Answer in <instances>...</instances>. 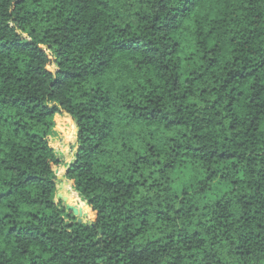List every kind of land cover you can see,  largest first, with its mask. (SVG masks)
<instances>
[{
  "label": "trees",
  "instance_id": "1",
  "mask_svg": "<svg viewBox=\"0 0 264 264\" xmlns=\"http://www.w3.org/2000/svg\"><path fill=\"white\" fill-rule=\"evenodd\" d=\"M0 264H264V0H0Z\"/></svg>",
  "mask_w": 264,
  "mask_h": 264
},
{
  "label": "rangeland",
  "instance_id": "2",
  "mask_svg": "<svg viewBox=\"0 0 264 264\" xmlns=\"http://www.w3.org/2000/svg\"><path fill=\"white\" fill-rule=\"evenodd\" d=\"M76 129L77 125L75 121L68 113L63 111L61 114L57 115L56 127L52 129L49 134L51 145L53 146L57 157L62 161L61 166L57 167V183H59V186H57V192L54 197V200L57 202L60 200V198L58 199V193H62L64 196H67L68 188H71V191H69L70 195L72 191L75 190L71 181L67 178L66 172L69 165L74 161L75 158ZM174 177V188L180 194L185 190L200 189L203 191L204 196L207 199H212L216 196H221L229 190L228 184L222 182L221 180H216L209 187L201 188L203 187L201 184L204 177L203 173L197 171L192 166L181 167ZM78 196L80 198V202L78 204H71L69 201L67 203L76 206L77 209L80 206V203H83L85 204L87 211L91 210L88 202L84 200L79 194ZM86 212H83L82 208V213L77 214V221L81 219L84 223H92L95 220L92 212L90 218L85 216Z\"/></svg>",
  "mask_w": 264,
  "mask_h": 264
},
{
  "label": "water",
  "instance_id": "3",
  "mask_svg": "<svg viewBox=\"0 0 264 264\" xmlns=\"http://www.w3.org/2000/svg\"><path fill=\"white\" fill-rule=\"evenodd\" d=\"M73 119V118H72ZM77 133H76V142H77V137H78V128L76 129ZM67 173V172H66ZM75 192H77L76 190H74ZM61 198L63 199L65 202H68L69 201V198H62L60 194H58V199ZM69 207L75 212L76 216L77 214H81L82 213V208L78 207V209L76 208V206H73V205H69ZM85 216L87 218H90L91 216V213L90 212H86ZM79 223L82 222L81 219L78 220Z\"/></svg>",
  "mask_w": 264,
  "mask_h": 264
}]
</instances>
